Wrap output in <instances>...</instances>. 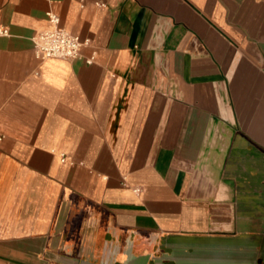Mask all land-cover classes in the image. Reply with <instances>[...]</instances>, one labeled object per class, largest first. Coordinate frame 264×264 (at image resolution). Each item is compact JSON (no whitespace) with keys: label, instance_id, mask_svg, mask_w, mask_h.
I'll return each instance as SVG.
<instances>
[{"label":"crops","instance_id":"1","mask_svg":"<svg viewBox=\"0 0 264 264\" xmlns=\"http://www.w3.org/2000/svg\"><path fill=\"white\" fill-rule=\"evenodd\" d=\"M49 11L80 57L36 55ZM0 27V264H264V0H0Z\"/></svg>","mask_w":264,"mask_h":264},{"label":"built area","instance_id":"2","mask_svg":"<svg viewBox=\"0 0 264 264\" xmlns=\"http://www.w3.org/2000/svg\"><path fill=\"white\" fill-rule=\"evenodd\" d=\"M50 27L34 37L36 55L42 60L49 58L75 59L81 56L84 47L91 43L90 38L81 37L60 26V17L49 11ZM9 34L7 28L0 27V35ZM93 56L87 61L92 62ZM0 134V140L3 139ZM138 190V189H137Z\"/></svg>","mask_w":264,"mask_h":264}]
</instances>
